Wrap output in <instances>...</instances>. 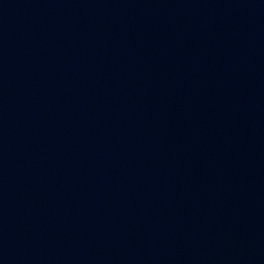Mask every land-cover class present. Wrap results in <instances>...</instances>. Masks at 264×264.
<instances>
[{"label": "water", "instance_id": "95a60500", "mask_svg": "<svg viewBox=\"0 0 264 264\" xmlns=\"http://www.w3.org/2000/svg\"><path fill=\"white\" fill-rule=\"evenodd\" d=\"M0 264H264V0H0Z\"/></svg>", "mask_w": 264, "mask_h": 264}]
</instances>
